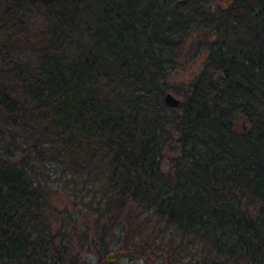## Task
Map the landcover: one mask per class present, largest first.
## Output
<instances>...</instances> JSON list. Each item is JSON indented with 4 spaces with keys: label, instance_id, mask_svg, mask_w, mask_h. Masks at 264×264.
I'll list each match as a JSON object with an SVG mask.
<instances>
[{
    "label": "trees",
    "instance_id": "obj_1",
    "mask_svg": "<svg viewBox=\"0 0 264 264\" xmlns=\"http://www.w3.org/2000/svg\"><path fill=\"white\" fill-rule=\"evenodd\" d=\"M236 4L246 12L188 10L252 39L235 52L201 34L208 62L171 108L187 0H0V264H110L93 235L112 222L130 260L152 249L184 264L183 247L159 241L168 226L208 242L194 264H215L229 240L264 260V0ZM51 180L89 213L68 244L52 235Z\"/></svg>",
    "mask_w": 264,
    "mask_h": 264
},
{
    "label": "rangeland",
    "instance_id": "obj_2",
    "mask_svg": "<svg viewBox=\"0 0 264 264\" xmlns=\"http://www.w3.org/2000/svg\"><path fill=\"white\" fill-rule=\"evenodd\" d=\"M248 3L249 6L252 5L251 2ZM238 5L236 4V0H187V5L184 8V13L187 14L189 9L197 8L199 10L198 14H203L204 17H207L209 19V17L213 15L217 6L224 8L223 10L226 11V13L230 16L246 12L247 7L240 4ZM201 15L198 17L190 18L191 16L187 14L186 20L188 21H178L180 22L178 24L180 28H182L183 30L186 28L188 30V35L185 37L182 46L179 45L176 48V53L178 56L174 58L173 61L168 60L170 62H167L166 64V66L170 65L172 67L171 71L168 74L169 77L167 78V85L173 87L174 91L170 90L169 92L179 98L180 101L184 99L187 89L190 87V84L196 80L200 73H203V65L208 62L209 54L203 49V47L195 51L197 47V38L201 39L203 37V35L201 34L208 35V41H217L220 44H224L225 48L227 47L235 52L239 50L243 51L244 49H246V45L252 39V34H250V31H248L247 29L248 25L246 27V24L239 23L238 21H225L221 26H219L217 36L214 34V28L218 21L201 20ZM86 19L87 18H85V16H81L80 14L78 20L76 21L78 34L80 36L77 38V40L81 43L80 45L87 44V36H89L87 31L90 29V26L92 24L91 21H86ZM171 23H173V21H168L167 24ZM249 23L250 22L248 21L247 24ZM257 23L258 21H253V24ZM258 24L260 25V23ZM263 39L264 35H261L258 41H261V43L264 44ZM168 50L169 49L165 47V53H167ZM179 92H181L182 94H180ZM262 110H264V107ZM247 126L248 125L243 124L241 127H243V129H247ZM201 148L202 147L200 143L199 150H201ZM47 167L52 166L48 165ZM45 180H47L46 177ZM65 182L66 180L60 181V183H62L61 185L68 187L69 185L64 184ZM54 183V180H51L48 183L50 185H53L51 187L53 197L52 207H54L55 209V217L52 220V235L55 236V243L63 240L66 244H68V241L77 237V232L82 231V228H84L86 225H91L89 213H87V211L85 210H81L80 207L75 206V201L71 197H66V190L64 189V187L61 188L60 186H55ZM257 206V204L247 205V207L250 209V215L254 216L256 214ZM147 215H149L148 217H153L151 216L150 212H145L141 217L145 218L147 217ZM153 224L156 225L154 219ZM160 225L163 226V224L161 223ZM103 226L104 228L101 227V230L98 231L96 235H93V237L96 238L95 242L97 243L95 248H101V245L104 247V249L106 248L107 251L106 253H104L106 262L110 264H162L160 255H163L164 253L160 251L158 253L154 251L153 253L152 249H148L144 253L145 256L140 254V257H138L137 259L130 260L128 256H126V253L123 252V250H121L122 252H118V249L122 246L120 245L121 241H118L117 239V235L119 233L117 230L118 227L115 222L108 223V225L105 224ZM151 226L148 227L149 231L153 229ZM168 227L169 229H163V232L159 236V241L162 240L163 245H166L170 242L173 243L175 241L176 246L179 245L183 247L185 251L181 253L183 255H186V258H184L183 260L184 264H194L196 261H199L201 263L202 261L198 259L202 254L201 251L204 249V245H207L208 242L206 240L193 238L189 235L181 236L179 232H176V229L174 227ZM159 241L157 240V242ZM95 242L93 243L95 244ZM227 243V248L228 250L230 249V253L222 255L220 258H218L220 253H214L217 259L215 264H252V261L255 264H264V260H251V251H247L248 255L247 257H245L246 255L244 256L242 254V252L245 250H241L240 245L235 246L234 241L229 240ZM111 253L112 256L108 260V257H110ZM97 258V254L94 253L85 254L81 257V259H83L88 264H94L97 261Z\"/></svg>",
    "mask_w": 264,
    "mask_h": 264
},
{
    "label": "water",
    "instance_id": "obj_3",
    "mask_svg": "<svg viewBox=\"0 0 264 264\" xmlns=\"http://www.w3.org/2000/svg\"><path fill=\"white\" fill-rule=\"evenodd\" d=\"M164 102L167 106L171 108H175L180 104V99L174 96L171 92H166L164 94ZM112 253L110 254V257H108V260L111 258Z\"/></svg>",
    "mask_w": 264,
    "mask_h": 264
}]
</instances>
